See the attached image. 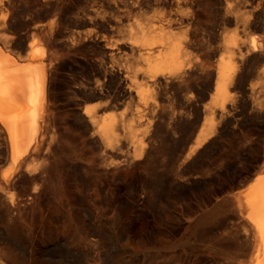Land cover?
I'll return each mask as SVG.
<instances>
[{"label":"bare ground","instance_id":"bare-ground-1","mask_svg":"<svg viewBox=\"0 0 264 264\" xmlns=\"http://www.w3.org/2000/svg\"><path fill=\"white\" fill-rule=\"evenodd\" d=\"M20 1L0 0V264H264V163L180 202L264 115V0H29L30 40L2 16ZM134 208L144 249L118 262Z\"/></svg>","mask_w":264,"mask_h":264},{"label":"rangeland","instance_id":"rangeland-1","mask_svg":"<svg viewBox=\"0 0 264 264\" xmlns=\"http://www.w3.org/2000/svg\"><path fill=\"white\" fill-rule=\"evenodd\" d=\"M25 1V0H24ZM23 0H21L20 1V4H22V7H21V5L19 4V5H17L16 7H12V9H11V7H8L7 9H5V11L3 12V14H2V16H4V17H6V19H8V27H7V30H8V32L9 33H14V32H18V33H20L21 35H23L26 39H28V37L31 39V34L35 31V29L34 28H36V25L38 24V23H40L42 20H41V18L38 16V14L36 15V13H34L33 12V10H31V11H28L30 8H31V5L30 6H28V4H30V1L29 0H26V1H28V2H26V4L27 5H24L23 6V3L25 4V2H24ZM19 6H20V8H19ZM26 6V7H25ZM18 7V9H16ZM25 7V8H24ZM15 8V9H14ZM27 8V9H26ZM29 8V9H28ZM22 9V10H21ZM24 9H25V11H24ZM15 10V11H14ZM27 11V12H26ZM10 12V13H9ZM19 12V13H18ZM31 12V13H30ZM10 15H12V17H10L9 18V14ZM12 13V14H11ZM17 14V16L15 15V14ZM30 15H29V14ZM32 14H34V16L32 15ZM20 15V16H19ZM32 15V16H31ZM16 16V17H15ZM31 16V17H30ZM15 17V18H14ZM34 17V18H33ZM12 18V19H11ZM18 18H21V19H18ZM29 18H31V19H29ZM36 18V19H35ZM34 19V20H33ZM12 20H14L15 22L16 21H19L18 22V24H17V26L15 25V24H13L12 25V22L14 23V21H12ZM28 24H26L24 21ZM9 21H12L11 23L9 22ZM20 21H23V22H20ZM209 21V20H208ZM37 22V23H36ZM24 23V24H23ZM32 23V24H31ZM31 26H30V25ZM14 26H16L17 27V29H14L15 27ZM30 26V27H29ZM26 29H24V28ZM18 28H20V30L18 29ZM24 29V30H23ZM33 31H32V30ZM18 30V31H17ZM20 31H23V32H20ZM25 32H29V33H25ZM29 34V35H28ZM30 39H28V40H30ZM255 63V62H254ZM263 63L264 62H262V63H260V65H259V63H255V64H252V68H253V66L255 65V67H257V68H259V67H261L262 65H263ZM71 66V65H70ZM259 66V67H258ZM75 67V68H74ZM74 67H72L71 66V68H69V66L67 67L68 69L66 70L67 72H70V69H72V68H74V69H72L73 71L75 70H77L78 72H76V73H79L80 71H81V73L80 74H87V69L86 68H84L83 66L81 67V66H78V65H76V66H74ZM254 67V68H255ZM83 70H82V69ZM257 68H255V69H257ZM86 69V70H85ZM85 70V71H84ZM84 71V72H83ZM253 80H254V82H257V77L255 76H253ZM68 88H66V89H64L65 91H64V96L66 97L67 95H68V93H66L68 90H67ZM66 94V95H65ZM68 97V96H67ZM67 97H66V99H67ZM261 99H264V97L263 98H261ZM262 101V100H261ZM264 102V101H263ZM261 117H264V115L263 116H260V117H258V118H254V119H251V118H244V119H242L241 120V122L240 123H238L239 125H236V127H235V129H234V131H233V127H230L229 128V130H228V132H227V136L225 135V137L223 138V141H226V139H227V141H226V143L225 142H223V144H221V146H219V147H221V148H219V150L217 149H215V151H214V153H212L211 155H209L207 158L208 159H206V160H204V161H206V162H204V161H202V162H200L199 163V165L196 167L197 169V171L199 172L200 170H203V168L205 167V168H207L208 167V165L207 164H209L210 163V161L212 162H214L215 163V166L214 167H216L217 165H219V167H220V169H219V167L218 168H215V169H213L211 172H210V175H212V177H211V182H212V184H210L211 182H200V184H194V188H193V190H190V191H188L187 193H186V195L185 194H183L180 198H181V201L180 202H183V201H187V202H192L193 200H195L194 199V196L195 195H197V194H200V193H203L202 191H205V192H207V191H209L211 194H213L214 196H219L220 195V197H222V196H229V194H230V192L232 191V195L234 194V193H236V191H239V190H241V189H243L242 187H244V183L246 182V178H248L249 177V175H251V173H253L255 170H258L259 169V164L261 163L262 165H263V159H264V118H263V120H261L262 118ZM248 119V120H247ZM258 119V121H256V120ZM252 120H254V121H252ZM261 120V121H260ZM245 121V122H244ZM247 121V122H246ZM255 122H260V123H256L255 124ZM248 123V124H247ZM251 125H250V124ZM245 126H244V125ZM254 124V125H253ZM260 124V125H259ZM253 125V126H252ZM255 125H257V127L255 126ZM238 126H240V127H238ZM244 126V127H243ZM248 126H250V127H248ZM262 126V127H261ZM254 127V128H253ZM259 127V128H258ZM243 130L242 132H240L239 133V131L241 130V129ZM245 128V129H244ZM251 128H253L252 129V131H254L255 133H253L252 131H250L251 130ZM257 128V129H256ZM249 132H247V131ZM256 130H259V131H256ZM231 131V132H230ZM238 132V135H237V133L236 132ZM244 131H245V133H244ZM234 132V133H233ZM251 132V133H250ZM229 133V134H228ZM248 133V134H247ZM253 133V134H252ZM241 134V135H240ZM245 134L247 135V137H245ZM251 134V135H250ZM232 135V136H231ZM251 137V138H249V136ZM234 136V137H233ZM227 137V138H226ZM232 138H234V139H232ZM244 141H242V140ZM251 139V140H250ZM234 140V141H233ZM238 140L240 141V142H238ZM246 140H248L247 142H245ZM235 141H237V142H235ZM252 141V142H251ZM232 142V143H231ZM243 143V146L241 145V144ZM252 143H253V145L254 146H251L252 145ZM229 144V145H228ZM232 144V145H231ZM239 144L241 145V146H239ZM251 144V145H250ZM234 145H236V147L234 146ZM245 145H247L246 146V148H245ZM228 146V147H227ZM224 147V148H223ZM228 149H227V148ZM237 147H238V149H237ZM239 147H241L242 148V150H240L241 148H239ZM243 147H244V149H246V151H243ZM252 147V148H251ZM233 148V149H232ZM237 149V151H240V152H236V149ZM251 148V149H250ZM220 149H221V151H220ZM226 149V150H225ZM230 149H232V150H230ZM235 149V150H234ZM225 150V151H224ZM223 151V153H224V157H222V158H219L218 157V154L220 153V152H222ZM227 151H229V153L227 152ZM233 151H234V154H233ZM244 154H243V153ZM238 153H239V155L241 154L242 156H239V158H238ZM226 156V157H225ZM231 156H233V157H231ZM236 156V157H235ZM216 157H218V158H216ZM242 157H244V158H242ZM226 158H227V160H226ZM242 158V159H241ZM220 159H221V161H223V163H220L221 161H220ZM230 159V160H229ZM236 159V160H235ZM261 159V160H260ZM207 160H209V161H207ZM216 160V161H215ZM217 160H219V161H217ZM239 160H241V161H239ZM256 161H258V162H256ZM262 161V162H261ZM227 162V163H226ZM218 163V164H217ZM226 163V164H225ZM259 163V164H258ZM217 164V165H216ZM229 164V165H228ZM230 164H232V165H230ZM260 164V165H261ZM225 165H227V167L225 166ZM253 165H255V167L253 166ZM259 166V167H257L256 168V166ZM207 166V167H206ZM221 166H223V167H221ZM225 166V167H224ZM229 166H231V167H229ZM254 168H253V167ZM198 167H199V170H198ZM230 169H229V168ZM232 169V170H231ZM255 169V170H254ZM217 170V171H216ZM219 170V171H218ZM226 170V171H225ZM254 170V171H253ZM223 171V172H222ZM229 171V172H228ZM201 172V171H200ZM221 173V174H220ZM231 173V174H230ZM219 174H220V176H221V178H220V176H219ZM226 176V177H225ZM225 180H224V179ZM214 179V180H213ZM219 179V180H218ZM219 184H218V183ZM221 182V183H220ZM224 182V183H223ZM237 182H238V184H237ZM243 184H241V183ZM205 183V184H204ZM210 184V185H209ZM216 186H215V185ZM198 185V186H197ZM200 185V186H199ZM203 185V186H202ZM229 185V186H228ZM230 185H232L231 187H230ZM235 185H237V187H240L241 189H238ZM205 186H206V188H205ZM208 186V187H207ZM210 186V187H209ZM218 186H219V188H218ZM228 188H227V187ZM195 187H200L199 189L198 188H195ZM202 187V188H201ZM211 187H213V188H211ZM217 187V188H216ZM224 187H225V189H224ZM230 187V188H229ZM235 188L236 187V189H233V188ZM204 188L206 189V190H204ZM209 188V189H208ZM231 188H232V190H231ZM195 189V190H194ZM202 189V190H201ZM208 189V190H207ZM211 189H213V190H211ZM227 189H230V190H227ZM198 190H200V191H198ZM223 190V191H222ZM225 190H227V191H229L228 193H226V191ZM234 190V191H233ZM225 191V192H224ZM192 192V193H191ZM220 194H219V193ZM222 192V193H221ZM215 193V194H214ZM224 193H226V194H224ZM217 194V195H216ZM219 194V195H218ZM191 196V197H187V196ZM222 195V196H221ZM193 197V198H192ZM179 198V199H180ZM182 198H183V201H182ZM189 198V199H188ZM191 198V199H190ZM189 200V201H188ZM132 210V211H131ZM130 210V212L128 213V215H127V217H126V219L124 218L123 219V221L121 222V223H119V221L118 222H116V220H111V224H112V222H114V223H116V226H115V224L113 223L111 226H112V228H111V231L114 233V235H116V236H114V235H110L111 236V239H112V241H110V243H111V245L109 244V245H107L108 246V248H110L111 250H112V254L113 255H116V253H117V256L120 258H118V262H120V261H123V259L121 260V258H124L125 259V261L127 260V261H133L132 259H133V255H139V253H138V251L140 252V255H141V253H142V251L141 250H143L144 249V242H143V239L142 238H139V237H137V233H140V230H142V228L141 227H143L144 225L143 224H145V219H143L144 217H143V213H142V210H140L139 208H134V209H131ZM136 211V212H135ZM141 211V212H140ZM133 212V213H132ZM131 213V214H130ZM134 213L136 214V215H134ZM137 214H138V216H137ZM133 215H134V217H133ZM109 217H110V215H108ZM133 217V218H132ZM129 218V219H128ZM131 219V220H130ZM142 219H143V221H142ZM130 220V221H129ZM124 222H126V223H124ZM130 222V223H129ZM143 222V224H141ZM117 223H118V225H117ZM125 225H124V224ZM133 223V224H132ZM140 225H141V227H140ZM117 226H119V227H117ZM123 227H124V230H126V232H128L129 231V233L130 234H128L127 233V236H124V239H120L119 237H118V235L119 234H121V232L122 231H120V230H123ZM129 229H127V228ZM113 228H115V229H113ZM122 228V229H121ZM140 228V230H138ZM117 229H118V231H117ZM115 232H114V231ZM110 231V234H113L112 232ZM114 237V240H113V237ZM129 236V238H127ZM132 236V237H131ZM135 237V238H134ZM118 238L120 239L119 241L121 242V245H120V243H116L115 241L116 240H118ZM139 238V239H138ZM125 239H127V241L125 240ZM142 239V240H141ZM125 240V241H124ZM119 241H117V242H119ZM122 241H124V243L122 242ZM115 244H114V243ZM113 244H114V248H113ZM118 244V245H117ZM125 246H124V245ZM115 245H116V247H115ZM103 246V245H102ZM105 246H106V244H105ZM110 246V247H109ZM122 247V246H124V247H122V249L124 250V252H123V250L122 249H118L119 247ZM118 247V248H117ZM120 247V248H121ZM113 248V249H112ZM116 248V249H115ZM109 249V250H110ZM118 249V250H117ZM103 250H104V246L103 247H98L97 249H96V254H97V258H98V260L99 261H101L102 260V252H103ZM116 251V252H115ZM134 251H136V253L134 252ZM233 251V250H232ZM114 252V253H113ZM119 252H121V253H119ZM134 252V253H133ZM233 252H235V250L233 251ZM120 256H119V255ZM233 254V253H232ZM132 255V256H131ZM117 256H115V262L116 263H118L117 262V259H116V257ZM122 256V257H121ZM130 258H129V257ZM125 257H128L127 259L125 258ZM132 257V258H131ZM120 260V261H119ZM124 261V262H125ZM126 261V262H127ZM132 263V262H131ZM136 263V262H135ZM134 263V264H135Z\"/></svg>","mask_w":264,"mask_h":264}]
</instances>
